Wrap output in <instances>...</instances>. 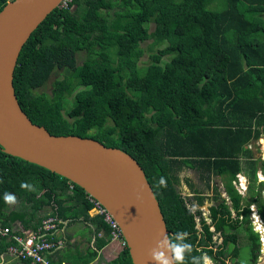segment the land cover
I'll return each mask as SVG.
<instances>
[{
    "label": "trees",
    "instance_id": "16d2710c",
    "mask_svg": "<svg viewBox=\"0 0 264 264\" xmlns=\"http://www.w3.org/2000/svg\"><path fill=\"white\" fill-rule=\"evenodd\" d=\"M8 1L0 0V10ZM101 5L124 13L108 23L97 13ZM145 40L155 50L141 66ZM79 53L83 60L77 64ZM52 74L50 91H39ZM13 86L33 123L55 135L94 138L133 157L169 236L187 231L189 241L214 264H225L229 257L232 264L256 261L259 240L245 219L248 208L242 209L243 221L231 218L209 181L215 175L222 179L236 211L241 197L231 181L242 172L248 179L242 200L254 201L264 217V181L256 177L258 170L264 174V159L255 156L254 146L264 135V0H70L54 7L23 44ZM184 168L205 178L212 193L188 182L194 201L188 200L175 187ZM161 176L167 187H157ZM22 182L34 190L21 189ZM5 193L14 194L21 207L7 210ZM86 196L66 177L0 146V225L17 221L34 229L48 214L68 222L82 215L93 224L83 233L92 245L74 248L77 258L66 250L51 264H88L108 242L109 227L100 215L89 216ZM204 201L208 222L199 208ZM43 206L49 212L36 215ZM242 231L249 239L247 262L237 259ZM215 232L221 239L213 248ZM13 242L10 236L0 238V254ZM107 264H132L125 243Z\"/></svg>",
    "mask_w": 264,
    "mask_h": 264
},
{
    "label": "water",
    "instance_id": "95a60500",
    "mask_svg": "<svg viewBox=\"0 0 264 264\" xmlns=\"http://www.w3.org/2000/svg\"><path fill=\"white\" fill-rule=\"evenodd\" d=\"M59 2L10 0L0 10V146L82 187L116 220L132 264H154L149 250L169 232L139 163L94 138L50 133L17 100L13 71L20 49Z\"/></svg>",
    "mask_w": 264,
    "mask_h": 264
},
{
    "label": "built area",
    "instance_id": "2783aa9c",
    "mask_svg": "<svg viewBox=\"0 0 264 264\" xmlns=\"http://www.w3.org/2000/svg\"><path fill=\"white\" fill-rule=\"evenodd\" d=\"M69 1L70 0H60L58 6L64 7ZM256 177L258 182L264 181V174L261 170L256 172ZM218 179L223 188L222 179L219 176ZM231 182L241 199L245 197L248 188V179L246 175L242 172H238ZM69 186L71 190L72 184ZM260 193L264 200V187L260 189ZM221 195H223L224 202L229 206L230 216L238 221H243L245 215L242 213L244 207L242 202L240 201L239 207L235 211L231 206V198L228 194L223 190ZM86 197L91 203L90 208L87 210L88 214L90 216L100 215L109 227V239L121 241L123 245L124 240L120 227L107 208L92 195L87 193ZM247 208L248 212L245 219H247V223L250 225L251 229L258 235L261 252L259 254L260 257L264 249V217L258 212L254 203H249ZM64 222L65 220L60 219L57 215L48 214L40 220L34 229H25L19 222H14L11 226L0 225V238H9L10 236L14 240V242L8 244L4 252L0 254V263H6L7 259H17L28 260L30 264H51L49 254L60 248L63 244V240L56 237V233L60 228L58 227V223L63 224ZM211 228L213 229L212 226ZM258 259L260 260V258ZM257 262L258 260H256L254 264H257ZM60 264L64 263L61 262Z\"/></svg>",
    "mask_w": 264,
    "mask_h": 264
},
{
    "label": "rangeland",
    "instance_id": "374dc122",
    "mask_svg": "<svg viewBox=\"0 0 264 264\" xmlns=\"http://www.w3.org/2000/svg\"><path fill=\"white\" fill-rule=\"evenodd\" d=\"M98 15L100 16H103L107 19L108 23L112 20V18L117 15V14H122L124 12H122L119 8H110L108 6H103L101 5L100 9L97 11ZM152 29V25L150 26V30ZM150 42V40H145L141 43L142 47L144 48V53L143 55L140 57V65L141 66H144V64L146 63L147 61V58H148V55L149 53H151L152 51H154L155 49L154 48H150L147 44ZM83 60V53H79L77 55V58H76V61H77V64H80ZM55 77V74H52L49 78H48V81L47 83L44 85V87H41L39 89L40 90H44L45 92H49L50 89H51V86H52V81ZM68 100V101H67ZM66 102H65V106L66 108H68L70 106V100H71V96H68ZM264 137V135H262L256 142H255V156L259 157L260 159H264V153L262 152V145H261V139ZM210 181H209V185H210V188L214 189L215 191H217V193H219V195L223 198V195L222 192L223 190L228 193L226 187L221 186L220 184V181L218 179V176L215 175V176H212L210 177ZM178 182L176 183L175 187L178 191H180L183 195H186L188 197V200H193V196L192 194H190L189 192L191 191L190 190V186H188V182L191 183V185L194 186V188L197 190V191H202L204 192V194L208 193V194H211L212 193V190L207 186H206V179L204 178H199L198 176V172L193 170V169H190V168H184L183 170L180 171L179 173V178H178ZM185 183V184H183ZM264 187V186H263ZM261 187V188H263ZM224 199V198H223ZM17 202L15 204H12V205H9L8 204V207H7V210L9 209H18L21 207V202L18 198H16ZM194 201V200H193ZM225 201V200H224ZM207 202L204 201L203 205H201L199 208L201 209L202 211V214L203 215H206L207 214ZM190 207L192 209H195L194 206L190 205ZM50 210V207L49 206H43L41 209H39L36 213V215H40V216H43L44 214L48 213ZM17 222V221H15ZM247 234L242 231L240 233V235L238 234V239H237V245H240L239 247V254H238V257L237 259L241 262H247L248 259H249V256H250V250H249V239L248 237L246 236ZM214 240L216 243H214V245L216 244H219L220 243V237L217 238V233L214 234L213 236ZM119 247L122 248V245L119 244ZM118 246L116 247V250H118L119 248ZM116 253V252H115ZM104 255L105 257H107V253L104 251ZM113 255H110L109 259H112ZM259 255L257 256V260L259 262ZM12 261L11 262H18L17 259H11ZM234 258L232 259L231 257L228 258V263L232 264ZM108 260L104 259L102 257V255H100V259L95 261L94 264H107ZM257 262V264H258Z\"/></svg>",
    "mask_w": 264,
    "mask_h": 264
},
{
    "label": "clouds",
    "instance_id": "9594fccd",
    "mask_svg": "<svg viewBox=\"0 0 264 264\" xmlns=\"http://www.w3.org/2000/svg\"><path fill=\"white\" fill-rule=\"evenodd\" d=\"M20 187L29 191L34 190L27 182H22ZM157 187H167L165 177L161 176L159 178ZM4 201L9 205L17 202L16 196L11 193H5ZM188 237L189 233L183 230L171 236L162 233L155 247L149 250L150 258L154 261V264H214L213 259L206 252L193 245ZM194 251L199 252L200 255L193 256ZM225 264H228V262L226 261Z\"/></svg>",
    "mask_w": 264,
    "mask_h": 264
},
{
    "label": "crops",
    "instance_id": "0c3cea01",
    "mask_svg": "<svg viewBox=\"0 0 264 264\" xmlns=\"http://www.w3.org/2000/svg\"><path fill=\"white\" fill-rule=\"evenodd\" d=\"M185 184V183H183ZM69 193L71 190H68ZM93 226L91 222L84 221L83 216L79 215L78 219L74 221L65 220V222L60 226L56 233V237H59L63 240V244L60 248L56 249L52 253L49 254L50 259H58L61 258L66 250H69L70 253H72L76 247H78L80 250L84 251V248L87 247V245H92V239L87 242L86 237L83 233L86 232V229H89ZM108 242L98 250V254L88 263V264H94L95 261L100 259V255L106 260H110L109 256L113 255V258L117 255V253L120 251L121 247H119V244L122 245L121 241L118 240H107ZM119 247L118 250H116V247ZM75 248V249H74ZM104 251L107 253V257L104 255ZM116 252V253H115ZM68 254V251H67ZM77 256L76 253H72L70 257L75 258ZM77 258V257H76ZM11 259H7V262L4 264H23L22 262H11ZM64 264H68L66 260H61Z\"/></svg>",
    "mask_w": 264,
    "mask_h": 264
},
{
    "label": "flooded vegetation",
    "instance_id": "af4514ba",
    "mask_svg": "<svg viewBox=\"0 0 264 264\" xmlns=\"http://www.w3.org/2000/svg\"><path fill=\"white\" fill-rule=\"evenodd\" d=\"M260 194H261V193H260ZM261 197H262V196H261ZM262 199H263V198H262ZM241 202H242L243 206H246V207L248 206L249 203H254L255 206H256V203H255L254 201H249L248 203H244L243 200L241 199ZM256 208H257V206H256ZM257 210H258V208H257ZM259 213H260V212H259ZM230 217H231V216H230ZM204 218L206 219V222L209 221V219L206 218L205 216H204ZM231 218H232V217H231ZM197 219H198V218L196 217V221H197ZM212 227H213V226H212ZM209 230L213 231V230H214V227H213V229H212V228H211V225H210V226H209ZM215 233H216V232H215ZM215 233H214V234H215ZM214 234H213V236H214ZM213 236H212V238H213ZM218 237H219V236H218V234H217V238H218ZM213 240H214V238H213ZM212 247H213V248H216L217 246H216V244H215V245H212ZM260 253H261V252H260V245H259V247H258V255H259ZM256 260H257V259H256ZM226 261L229 262L228 259H227ZM255 262H256V261H255ZM255 262H254V263H255ZM254 263H253V264H254ZM228 264H229V263H228ZM230 264H231V263H230Z\"/></svg>",
    "mask_w": 264,
    "mask_h": 264
},
{
    "label": "bare ground",
    "instance_id": "6f19581e",
    "mask_svg": "<svg viewBox=\"0 0 264 264\" xmlns=\"http://www.w3.org/2000/svg\"><path fill=\"white\" fill-rule=\"evenodd\" d=\"M262 152L264 153V137L261 139ZM259 264H264V249L262 255L260 256Z\"/></svg>",
    "mask_w": 264,
    "mask_h": 264
}]
</instances>
